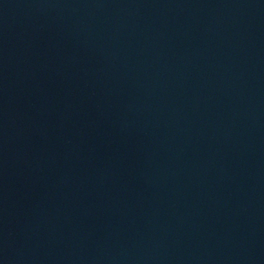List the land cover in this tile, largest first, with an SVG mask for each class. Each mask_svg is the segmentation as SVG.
I'll list each match as a JSON object with an SVG mask.
<instances>
[{"label": "water", "instance_id": "1", "mask_svg": "<svg viewBox=\"0 0 264 264\" xmlns=\"http://www.w3.org/2000/svg\"><path fill=\"white\" fill-rule=\"evenodd\" d=\"M0 264H264V0H0Z\"/></svg>", "mask_w": 264, "mask_h": 264}]
</instances>
